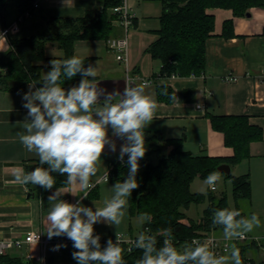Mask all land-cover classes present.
<instances>
[{
  "label": "crops",
  "instance_id": "1",
  "mask_svg": "<svg viewBox=\"0 0 264 264\" xmlns=\"http://www.w3.org/2000/svg\"><path fill=\"white\" fill-rule=\"evenodd\" d=\"M127 3L135 17L129 34L128 61L117 60L108 45V39H79L75 42V53L91 58L89 64L97 67L95 79L98 87L106 92H122L125 81L139 84L143 80H149L150 87L146 91L155 96L159 109L153 122L145 129L147 150L148 137L160 134L162 137L172 138L185 134L184 147L193 154H231L232 148L225 145L223 134L212 128L207 116L209 112L247 114L253 124L264 129V7L252 8L250 16L234 15L233 10L228 8H209L208 11L215 14L216 22L214 35L207 40L204 75L156 76L160 64L152 58L147 48L159 37L162 3L159 0H127ZM100 8L99 0H39V6L33 15L20 22L16 31L7 35L0 33V55L9 48L10 38L27 37L44 29L48 17H82L87 11H97ZM226 19H233L235 36L230 38L221 34ZM8 20L11 21L10 24L15 22L16 13L10 15ZM115 25L114 37L123 35L122 25L119 22H115ZM3 27L5 25L0 21V29ZM64 54L63 49L49 43L46 48L49 59L41 61L44 66L42 74L50 71L49 62L52 59L63 60ZM229 75L236 79L229 80ZM162 78L174 88L179 105L158 100L157 85L161 84ZM30 85L38 87L35 83H29L23 91L9 92L0 89V239L20 237L29 230L46 231L48 197L56 191L53 188L46 195L30 196L28 186L17 184L13 178L14 169L22 167L26 171L27 164L39 160L34 153L22 146L17 135L22 131L19 123L27 116V109L22 106V94L29 91ZM109 136L111 137V129ZM113 139L117 150L112 153L106 147L99 172L92 178V181L101 180L88 192V198L82 199V192L67 185L58 188L62 192H69L62 194L61 199L70 203L80 200L84 206L95 210V206L103 207L104 201L112 197V187L118 180L104 179L103 176L106 173L110 176L113 163L119 161L117 156L120 145L124 142L119 138ZM150 142L161 143L162 139L156 135ZM169 148L170 145L167 144L163 151L167 152ZM232 172L236 175L249 173L252 184H264V137L251 143V157L232 167ZM249 206V216L255 213L261 221V226L250 233L264 235V212H255L253 198ZM141 216H130L127 206L120 225L97 223L94 225L95 233H100L103 239L116 237V232L137 237L142 232L145 221L135 219ZM216 234L223 236L218 231ZM63 238L55 237L46 253L41 246L28 243L8 251L24 257L32 254V259L46 264H77L72 258V251H75L72 246L59 242ZM55 245L67 247L53 251ZM235 245L241 254L240 246ZM244 254L247 258H252L255 264H264L257 247H246ZM228 255L229 252L223 254L225 257Z\"/></svg>",
  "mask_w": 264,
  "mask_h": 264
},
{
  "label": "trees",
  "instance_id": "2",
  "mask_svg": "<svg viewBox=\"0 0 264 264\" xmlns=\"http://www.w3.org/2000/svg\"><path fill=\"white\" fill-rule=\"evenodd\" d=\"M36 1L0 0V21L5 27L9 26L11 21L8 17L14 12L17 19L27 11L31 13L27 17H31L38 8L35 6ZM99 1L101 8L97 11H87L84 16L76 18L48 17L44 29L27 37L10 38L9 48L0 55V89L9 92L23 91L29 83H35L40 87L44 67L41 61L49 59L46 55L49 43L64 50V60L74 55L78 56L75 53V42L79 39L114 37L115 22L120 21V15L114 11V7L121 5L124 0ZM159 1L163 6L159 37L147 48L152 58L160 64L156 76L204 75L207 64V40L214 35L216 22L215 14L209 12V8H228L233 10L234 15L245 16L254 7H264V0ZM221 34L226 38L235 36L233 19H226L223 22ZM81 58L87 67L91 58ZM80 79L78 74L62 86L70 88L78 84ZM162 88V84L157 85L158 100L172 103L170 95L175 91L174 88L167 84L168 96L161 94ZM207 116L212 128L223 134L225 145L232 148L231 154H193L184 147L185 136L165 138L156 134L162 139L161 143L150 142L156 135L147 138L149 149L140 160L137 173L139 187L128 198V206L130 216L147 214L151 217L150 221H145L142 232L155 235L158 246L162 245L164 230L168 228L172 229L173 242L178 248L186 242L191 243L195 237L201 238L207 232L216 234L221 227L212 224L214 209L232 208L241 211L242 215L249 216L247 209L252 204L253 193L249 173L241 175L233 172L230 175L223 173L232 180L234 207L227 193L217 196L209 189V204L199 219L189 218L185 212L192 203H200L205 199L204 193L192 190L191 184L196 177L206 178L210 173L218 171V166L223 163L234 167L251 157V143L264 137V129L253 124L247 114L209 112ZM167 144L170 148L164 152L163 148ZM152 154L158 155L156 162L150 159ZM124 160L127 161V157ZM41 166L39 160L29 163L26 165V172ZM53 175L56 178L54 188L67 186L66 175L60 176L55 173ZM127 175L126 163L120 161L113 163L110 179H126ZM27 186L30 196L40 197L50 191L32 184ZM107 240L100 241L102 247L106 246ZM237 245L241 248L242 264H255L252 258L245 256L244 251L248 246L258 248L256 242L241 241ZM122 247L125 250L126 264H136L142 256L141 250L134 248L133 245L129 248L127 242H123ZM0 264L43 263L7 250L0 254Z\"/></svg>",
  "mask_w": 264,
  "mask_h": 264
},
{
  "label": "clouds",
  "instance_id": "3",
  "mask_svg": "<svg viewBox=\"0 0 264 264\" xmlns=\"http://www.w3.org/2000/svg\"><path fill=\"white\" fill-rule=\"evenodd\" d=\"M49 63L51 70L44 73L41 86L30 85L29 91L22 94V106L27 109V116L19 123L22 131L17 133L22 146L34 153L42 166L31 172L17 167L13 171L14 181L19 185L32 184L51 190L56 183L53 174L66 175L65 184L82 192V199L88 198V192L96 187L92 178L99 172L106 147L115 153L117 145L113 137L123 140L117 159L126 163L128 175L112 187V197L104 201L103 207L95 206L93 210L80 200L70 203L61 199L62 194L69 192L56 188L48 197L45 234L50 240L54 237L70 240L75 249L72 258L77 264H126L120 233H115V242L109 238L102 247L94 225L118 226L125 217L128 198L139 187V162L147 152L145 129L153 122L159 103L146 91L150 87L148 81L139 84L125 81L122 92H106L96 82L97 67L91 64L85 67L81 57L55 58ZM78 74L81 77L78 84L70 88L62 86ZM161 84V94L168 96L163 78ZM170 99L180 104L175 91ZM220 179L219 171L210 173L204 180L206 188L201 192L215 190ZM141 220L150 221L151 217L144 214ZM212 224L222 228L226 241H232L259 228L261 221L255 213L245 216L236 209L219 208L213 210ZM61 247L67 245H55L52 250L58 251ZM133 247L142 252L136 264H242L240 249L235 244L227 249L229 255L226 257L216 255L210 244L196 240L178 248L173 242L171 228L164 230L162 245L158 246L155 235L141 232Z\"/></svg>",
  "mask_w": 264,
  "mask_h": 264
},
{
  "label": "built area",
  "instance_id": "4",
  "mask_svg": "<svg viewBox=\"0 0 264 264\" xmlns=\"http://www.w3.org/2000/svg\"><path fill=\"white\" fill-rule=\"evenodd\" d=\"M35 6L36 7L39 6V0H37L35 2ZM114 11L118 12L120 15L119 23L122 25V27L124 29V33L121 36L109 38L107 42H108V45L111 48V50L115 53L117 60L126 62V61H128V53H129V46H130L129 34H130L131 28L134 25L135 17H134V14L131 13L129 10V5L127 3V0H124L121 5L114 7ZM30 15H31V13L29 11H27L24 15H21L15 22L10 24L9 26L1 28L0 33L3 35H7L13 31H16L19 27L20 21L23 18L30 16ZM228 79L234 80V79H236V77L233 75H229ZM144 81L149 82V80H143V82ZM109 177H110L109 173H106L103 176L104 179H109ZM100 180H101V178L98 180L92 181V182L97 185V183ZM215 189H216V186H215ZM45 233H46V231H43V230H29L23 236H20V237L0 239V254L5 253L10 248H14L16 246L20 247L24 243L37 244V245L41 246L44 253H46L48 246L53 242L55 237L50 240V239H48V237ZM95 234H99L101 237L100 233H95ZM120 235L122 237V241L127 242L129 244V248L133 245V242L137 238L134 236H128L127 234H124V233H120ZM38 237H39V239H38ZM37 239H38V242H37ZM112 239L115 240L116 237H114ZM101 240H105V239H103L101 237ZM193 240H196V241L202 240V242H206V243L210 244L212 246V250L218 256H221V255L227 253L228 252L227 249H229L232 244H238L241 241H255L256 244L258 245L260 255H261L262 259H264V235L247 233V234H245V236L243 238L232 240V241H226L223 238V236L216 235L213 232H207L201 238L195 237ZM59 242L68 243L72 246V242L70 240H68L66 237H64ZM26 257L31 258L32 254H28V256H26ZM43 264H46V262H43Z\"/></svg>",
  "mask_w": 264,
  "mask_h": 264
},
{
  "label": "rangeland",
  "instance_id": "5",
  "mask_svg": "<svg viewBox=\"0 0 264 264\" xmlns=\"http://www.w3.org/2000/svg\"><path fill=\"white\" fill-rule=\"evenodd\" d=\"M182 136L186 135L183 134ZM154 155V156H153ZM154 162L158 160V157L156 154H152L151 158ZM245 160V159H244ZM242 162V161H241ZM238 171H236L237 173ZM234 174V172H233ZM205 178L202 177H196L193 180V184H191V187L194 191L201 192L202 188H206V185L204 184ZM253 187V193H252V198H253V206L255 212H264V184H252ZM204 193V192H202ZM213 193L216 194L217 196H220L223 193H227L231 202V205L234 207V199L232 195V180L228 177H226L223 173H221V179L219 182L216 184V189L213 190ZM205 194V199L200 202V203H192L189 208L185 209V212L187 213V216L192 219H199V217L202 216L205 208L209 204V189H207ZM141 220V217H138L135 219V221ZM219 233L222 232V228L218 229ZM50 247V245L48 246Z\"/></svg>",
  "mask_w": 264,
  "mask_h": 264
},
{
  "label": "water",
  "instance_id": "6",
  "mask_svg": "<svg viewBox=\"0 0 264 264\" xmlns=\"http://www.w3.org/2000/svg\"><path fill=\"white\" fill-rule=\"evenodd\" d=\"M248 16L251 15L250 12L247 13ZM218 171L230 175L232 173V166L226 163H223L218 166Z\"/></svg>",
  "mask_w": 264,
  "mask_h": 264
}]
</instances>
